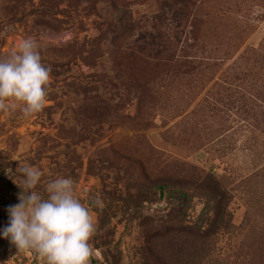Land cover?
<instances>
[{"label": "rangeland", "instance_id": "1", "mask_svg": "<svg viewBox=\"0 0 264 264\" xmlns=\"http://www.w3.org/2000/svg\"><path fill=\"white\" fill-rule=\"evenodd\" d=\"M261 14L264 0H0V59L34 38L51 69L41 112L0 111V229L31 167L44 198L72 179L90 264H264ZM0 264L47 261L0 238Z\"/></svg>", "mask_w": 264, "mask_h": 264}, {"label": "clouds", "instance_id": "2", "mask_svg": "<svg viewBox=\"0 0 264 264\" xmlns=\"http://www.w3.org/2000/svg\"><path fill=\"white\" fill-rule=\"evenodd\" d=\"M39 49L34 38H25L8 58L0 59V111H10L15 102L23 105L25 117L43 110L51 69L42 63ZM20 171L28 194L20 193V202L8 207L9 221L0 238L18 250H35L47 264H90L95 227L88 208L74 194L72 179L50 182L44 198L33 191L42 173L31 167Z\"/></svg>", "mask_w": 264, "mask_h": 264}, {"label": "trees", "instance_id": "3", "mask_svg": "<svg viewBox=\"0 0 264 264\" xmlns=\"http://www.w3.org/2000/svg\"><path fill=\"white\" fill-rule=\"evenodd\" d=\"M261 17L264 16V14H261L260 15ZM147 33V32H146ZM149 37V38H148ZM144 38H146V35L145 34H140L137 38V40H143L144 41ZM148 38V39H147ZM147 42L146 40L144 41V43H148V44H155V45H158L159 46V49H162L161 51H166L167 50V47H165L166 43L165 41L163 40V37L161 38V34L160 36H156L153 34V32H150L149 34H147ZM160 51V50H159ZM128 52H131V51H128ZM90 262H94V259L92 257H90Z\"/></svg>", "mask_w": 264, "mask_h": 264}]
</instances>
